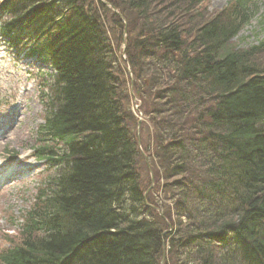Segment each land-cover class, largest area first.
I'll return each instance as SVG.
<instances>
[{
    "label": "trees",
    "instance_id": "obj_1",
    "mask_svg": "<svg viewBox=\"0 0 264 264\" xmlns=\"http://www.w3.org/2000/svg\"><path fill=\"white\" fill-rule=\"evenodd\" d=\"M105 1L0 0V37L54 73L33 147L53 174L0 264H160L163 244L165 264H264V40L233 43L264 4Z\"/></svg>",
    "mask_w": 264,
    "mask_h": 264
},
{
    "label": "rangeland",
    "instance_id": "obj_2",
    "mask_svg": "<svg viewBox=\"0 0 264 264\" xmlns=\"http://www.w3.org/2000/svg\"><path fill=\"white\" fill-rule=\"evenodd\" d=\"M231 1L233 0H211L206 3L205 8L212 13L225 8ZM258 1L264 4V0ZM261 12H264V6L261 8ZM2 40L0 38V251L8 247L7 236L16 237L18 231L16 225L20 223L25 212L33 204L36 190L46 184L52 175L48 163L36 161L33 158V147L35 146L36 132L43 125L46 114L44 92L47 91L54 74L47 64L38 59L29 58L25 56V53L17 54L15 50L9 49ZM262 40H264V24L260 25L254 22L243 30L233 43L239 47L248 48ZM135 86L131 81L129 86L132 96L130 104L131 110L136 111L138 116V103L135 102L138 101L136 98L138 91L136 92ZM141 119L142 122L150 125L146 118L142 117ZM141 128L139 148L142 156L139 170L142 180H144L145 193H147L151 186V178L155 179L154 187L157 184V166L155 168L152 159L145 151L148 132L142 125ZM16 165H19L18 171L27 170L28 177L18 182L2 185L1 181L9 177L8 169ZM150 191L147 193L149 196L147 197L153 200L158 192L151 196ZM161 198L159 197L157 201L162 202Z\"/></svg>",
    "mask_w": 264,
    "mask_h": 264
},
{
    "label": "water",
    "instance_id": "obj_3",
    "mask_svg": "<svg viewBox=\"0 0 264 264\" xmlns=\"http://www.w3.org/2000/svg\"><path fill=\"white\" fill-rule=\"evenodd\" d=\"M114 11H116V9H113ZM130 72V71H129ZM131 73V72H130ZM140 122H139V126H140ZM168 232H165V234H167ZM166 262V244H163V253H162V257H161V261L160 264H165Z\"/></svg>",
    "mask_w": 264,
    "mask_h": 264
},
{
    "label": "bare ground",
    "instance_id": "obj_4",
    "mask_svg": "<svg viewBox=\"0 0 264 264\" xmlns=\"http://www.w3.org/2000/svg\"><path fill=\"white\" fill-rule=\"evenodd\" d=\"M13 171H15V170H13Z\"/></svg>",
    "mask_w": 264,
    "mask_h": 264
}]
</instances>
